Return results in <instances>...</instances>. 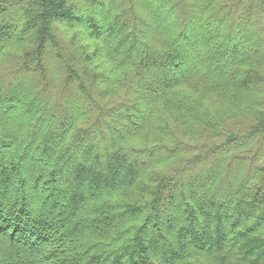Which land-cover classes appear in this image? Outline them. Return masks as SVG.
<instances>
[{"label": "trees", "instance_id": "trees-1", "mask_svg": "<svg viewBox=\"0 0 264 264\" xmlns=\"http://www.w3.org/2000/svg\"><path fill=\"white\" fill-rule=\"evenodd\" d=\"M0 264H264V0H0Z\"/></svg>", "mask_w": 264, "mask_h": 264}]
</instances>
